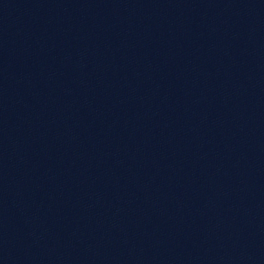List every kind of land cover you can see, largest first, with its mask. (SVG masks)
Returning <instances> with one entry per match:
<instances>
[{
    "label": "water",
    "instance_id": "95a60500",
    "mask_svg": "<svg viewBox=\"0 0 264 264\" xmlns=\"http://www.w3.org/2000/svg\"><path fill=\"white\" fill-rule=\"evenodd\" d=\"M0 264H264V0H0Z\"/></svg>",
    "mask_w": 264,
    "mask_h": 264
}]
</instances>
